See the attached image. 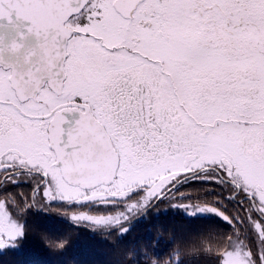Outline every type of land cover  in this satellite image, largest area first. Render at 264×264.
<instances>
[{"label": "snow or ice", "instance_id": "snow-or-ice-1", "mask_svg": "<svg viewBox=\"0 0 264 264\" xmlns=\"http://www.w3.org/2000/svg\"><path fill=\"white\" fill-rule=\"evenodd\" d=\"M13 16L41 43L0 67V251L35 242L28 217L94 232L203 186L223 207L179 212L229 225L218 264H264V0H0Z\"/></svg>", "mask_w": 264, "mask_h": 264}, {"label": "trees", "instance_id": "trees-1", "mask_svg": "<svg viewBox=\"0 0 264 264\" xmlns=\"http://www.w3.org/2000/svg\"><path fill=\"white\" fill-rule=\"evenodd\" d=\"M188 191L172 198L177 201L176 205L166 201L153 206L139 219L117 227H95L94 232L89 230L93 227L90 224L77 227L74 223L62 222L52 224V237H47L36 226L40 218L28 217V235L34 237L35 242L29 243L23 254L0 251V264H83L84 261L87 264H218V258L228 245L225 237L229 225L215 215L201 220L191 216L186 218L179 208L187 207L189 203L221 208L223 205L216 202L220 196L203 186ZM180 196H191L192 199L181 202ZM144 209L145 206L133 218ZM47 211L59 213L61 218L65 215L59 208ZM69 211L78 213V210ZM165 211L167 215H164ZM227 213L234 215L230 209ZM121 231L125 232L122 240L118 238ZM61 236L64 237L62 247H69L63 254L55 246L56 239Z\"/></svg>", "mask_w": 264, "mask_h": 264}, {"label": "water", "instance_id": "water-1", "mask_svg": "<svg viewBox=\"0 0 264 264\" xmlns=\"http://www.w3.org/2000/svg\"><path fill=\"white\" fill-rule=\"evenodd\" d=\"M27 28H28V22L16 20L14 16L11 22H8L7 20L4 19H0V62H2L0 63V65L3 64L6 55L16 54L19 53L21 50L23 51L27 50V48H30L28 49L30 52L36 51L34 49V45H35L34 43H36L37 41L36 36L32 33H29L27 31ZM32 41L35 42L30 44L29 42ZM39 42L41 41L39 40ZM13 43L20 45V49L18 52H12L11 46ZM76 118H78V116H69L68 120L71 123ZM150 208H152V206ZM146 212L147 210L144 211L140 216H138L135 219H139Z\"/></svg>", "mask_w": 264, "mask_h": 264}, {"label": "flooded vegetation", "instance_id": "flooded-vegetation-1", "mask_svg": "<svg viewBox=\"0 0 264 264\" xmlns=\"http://www.w3.org/2000/svg\"><path fill=\"white\" fill-rule=\"evenodd\" d=\"M36 40H37L36 43H34L35 44L34 45V49L35 50L38 49V46L41 43V42H39V39L37 37H36ZM33 42H35V41L29 42V43L31 44ZM28 49H30V48H27V50H24V51L21 50L19 53H16V54L6 55L5 58H4L3 64H1L0 67H2L4 64L16 66V67H25V65H24V57L25 56H29L31 53L35 52V51H31L30 52ZM34 49H32V50H34ZM32 58H34V57H32ZM10 187L12 188L13 192H20V191L23 190V191L27 192L29 197L33 196V193L31 191L27 190V189H18V188H15L14 186H11V185H10ZM189 189L191 190L192 188L182 189L181 192H185V191L189 192L188 191ZM213 191H215V193L218 196H220V197H222V196H224L226 194L225 192H221L219 189H216V190H213ZM181 192H179V193H181ZM179 193H177V195ZM0 199H2V197H0ZM148 206H150V205H148ZM227 209H230V210L234 211V207L233 206H229ZM115 213H117V212L110 213L109 215H112V214H115ZM66 214L70 216L72 214H80V213L79 212L77 213V212H73V211H68ZM91 215L96 216L97 214H91ZM58 219H63V218L59 217ZM64 222H66L68 224H71V223L73 224L74 223V222L70 221V219L69 220H65Z\"/></svg>", "mask_w": 264, "mask_h": 264}, {"label": "rangeland", "instance_id": "rangeland-1", "mask_svg": "<svg viewBox=\"0 0 264 264\" xmlns=\"http://www.w3.org/2000/svg\"><path fill=\"white\" fill-rule=\"evenodd\" d=\"M182 193H183V192H182ZM182 193H179L178 195H181ZM143 206H144V204L141 202V203H140V206L137 207V208L135 209V211L131 212L130 215H128L126 218L122 219L119 223L108 224V225H97V226H95V227H96V228H103V229H105V228H108V227L110 228V227H113V226H115V225H117V224L123 223V222H125V221H127V220H129V219H132V218L134 217V214H137V213L142 209ZM194 207H198V208H207L209 212H211V211L214 210V209H211V208H209V207H204V206H194ZM118 215H122V213H118V212H117V213H115V214H112L111 216L115 217V216H118ZM105 218H106V217H105Z\"/></svg>", "mask_w": 264, "mask_h": 264}]
</instances>
